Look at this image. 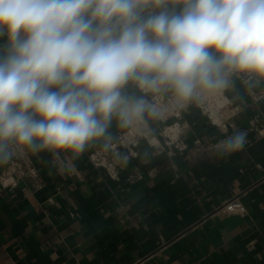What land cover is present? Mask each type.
Instances as JSON below:
<instances>
[{
    "label": "crops",
    "instance_id": "obj_1",
    "mask_svg": "<svg viewBox=\"0 0 264 264\" xmlns=\"http://www.w3.org/2000/svg\"><path fill=\"white\" fill-rule=\"evenodd\" d=\"M6 40L0 36V53ZM226 93L240 105L237 114L227 111L236 121L229 138L244 134L236 151L208 147L219 130L197 108L183 112L185 153L153 155L142 142L117 180L88 159L126 129L116 116L79 153L26 147L37 176L13 189L0 185V264H264V100L251 101L231 77ZM122 95L140 97L131 82ZM5 163L0 153V171ZM235 196L245 216L221 209Z\"/></svg>",
    "mask_w": 264,
    "mask_h": 264
},
{
    "label": "clouds",
    "instance_id": "obj_2",
    "mask_svg": "<svg viewBox=\"0 0 264 264\" xmlns=\"http://www.w3.org/2000/svg\"><path fill=\"white\" fill-rule=\"evenodd\" d=\"M0 36L5 154L9 142L79 153L114 116L157 115L122 95L130 82L183 107L233 73L264 78V0H0ZM243 143L237 133L225 149Z\"/></svg>",
    "mask_w": 264,
    "mask_h": 264
},
{
    "label": "built area",
    "instance_id": "obj_3",
    "mask_svg": "<svg viewBox=\"0 0 264 264\" xmlns=\"http://www.w3.org/2000/svg\"><path fill=\"white\" fill-rule=\"evenodd\" d=\"M231 78H236L245 89L248 98L260 103L264 100V88H258L259 77L246 73H233ZM228 86L219 93H208L200 99L187 102L183 107L178 106L170 92L153 95L143 93L139 89L140 97L148 103L154 104L157 115L145 112L143 119L126 125V129L99 143L88 154V159L94 168L101 169L105 175L117 180L124 170L125 164L139 156L142 142H146L153 149V155H166L172 159L178 154L189 149L185 135L188 133V124L183 117L184 110L199 109L211 125L219 130V139L210 143L196 139L194 144L202 147L205 144L219 150L225 149V142L229 139L230 131L236 130V121L228 117L230 108L234 114L240 109L233 99L227 96ZM138 98V99H139ZM153 123H158L157 126ZM6 163L0 171V185L3 189H13L25 177H36L37 169L32 155L26 147L17 146L9 142L7 146ZM138 175L137 178H141ZM221 209L228 215L245 216L248 213L246 205L238 196L227 200Z\"/></svg>",
    "mask_w": 264,
    "mask_h": 264
}]
</instances>
